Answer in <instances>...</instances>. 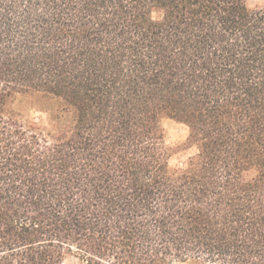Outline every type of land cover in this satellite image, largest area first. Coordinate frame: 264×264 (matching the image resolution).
I'll list each match as a JSON object with an SVG mask.
<instances>
[{
  "label": "trees",
  "instance_id": "16d2710c",
  "mask_svg": "<svg viewBox=\"0 0 264 264\" xmlns=\"http://www.w3.org/2000/svg\"><path fill=\"white\" fill-rule=\"evenodd\" d=\"M32 95L59 103L53 128L13 108ZM163 118L188 129L185 168ZM72 250L264 264V6L0 0V264Z\"/></svg>",
  "mask_w": 264,
  "mask_h": 264
},
{
  "label": "rangeland",
  "instance_id": "374dc122",
  "mask_svg": "<svg viewBox=\"0 0 264 264\" xmlns=\"http://www.w3.org/2000/svg\"><path fill=\"white\" fill-rule=\"evenodd\" d=\"M247 4L249 8L256 9L264 6V0H247ZM159 17V12L153 13L154 19ZM13 108L23 116L25 123L44 129L53 128L56 116L62 113L59 103L43 99L38 95L18 97L13 103ZM161 128L165 147L170 150L169 166L173 169L185 168L189 159L196 154L195 147L187 143V127L163 118ZM61 264H82V261L77 251L72 250L65 253Z\"/></svg>",
  "mask_w": 264,
  "mask_h": 264
}]
</instances>
